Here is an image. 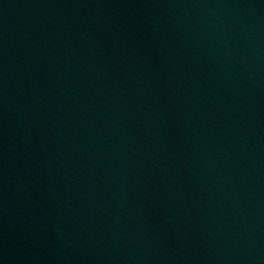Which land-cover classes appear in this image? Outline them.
Wrapping results in <instances>:
<instances>
[{
    "label": "water",
    "instance_id": "water-1",
    "mask_svg": "<svg viewBox=\"0 0 264 264\" xmlns=\"http://www.w3.org/2000/svg\"><path fill=\"white\" fill-rule=\"evenodd\" d=\"M0 264H264V0H0Z\"/></svg>",
    "mask_w": 264,
    "mask_h": 264
}]
</instances>
